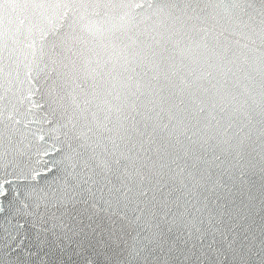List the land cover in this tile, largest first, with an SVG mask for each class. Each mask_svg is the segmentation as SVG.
Returning <instances> with one entry per match:
<instances>
[{"label":"snow or ice","instance_id":"1","mask_svg":"<svg viewBox=\"0 0 264 264\" xmlns=\"http://www.w3.org/2000/svg\"><path fill=\"white\" fill-rule=\"evenodd\" d=\"M0 169V264H264V0H0Z\"/></svg>","mask_w":264,"mask_h":264},{"label":"water","instance_id":"2","mask_svg":"<svg viewBox=\"0 0 264 264\" xmlns=\"http://www.w3.org/2000/svg\"><path fill=\"white\" fill-rule=\"evenodd\" d=\"M7 115H8V112L5 111V113H4L5 119L7 118ZM17 119H20V117L18 116ZM28 119L29 120H33V122L28 124L27 125V129H25V131L29 132L28 138L25 141V143L27 144L29 141H31V144H32L31 153H32L33 161H35V160L41 158V157H37L35 155L36 147L41 145V144H43L44 142L39 141L38 139H33V135L32 134H40L39 133V129H41L42 127L46 128L47 125H41V124L35 122V120L31 116H29ZM25 123H27V121H25ZM21 127H23V125H21ZM46 141L48 143H51V140L47 136H46ZM41 156H42V154H41ZM53 159H55V155L54 154H51L49 156H42V160H47L49 162H51ZM49 166H51V163H49ZM7 171L10 172L11 168H8ZM5 174H6L5 170L4 169H0V181H2V179L5 176ZM8 179H12L14 183H23V181H15L12 176H8ZM0 199H2V198H0ZM5 226H7V225L4 224L3 214H0V252L4 251V239L6 237V233L3 231V228Z\"/></svg>","mask_w":264,"mask_h":264}]
</instances>
